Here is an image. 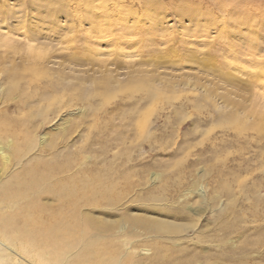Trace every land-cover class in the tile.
<instances>
[{"label":"rangeland","instance_id":"rangeland-1","mask_svg":"<svg viewBox=\"0 0 264 264\" xmlns=\"http://www.w3.org/2000/svg\"><path fill=\"white\" fill-rule=\"evenodd\" d=\"M87 258L264 264V0H0V264Z\"/></svg>","mask_w":264,"mask_h":264},{"label":"bare ground","instance_id":"bare-ground-1","mask_svg":"<svg viewBox=\"0 0 264 264\" xmlns=\"http://www.w3.org/2000/svg\"><path fill=\"white\" fill-rule=\"evenodd\" d=\"M46 177L47 176H45V174H42V173L38 174L32 170L26 171L24 173V178L20 179V180H22V182H20L18 184L17 188H15L14 186H11L12 185L11 183L4 185L5 190L1 191L2 197H4V199L12 198L14 201H16L17 197L21 195L23 189L26 188V189H30L31 191H34L35 189H37L40 186L41 182ZM55 185L58 186L59 190L64 192V193H59V195L65 199V201H63V203L69 207L74 208L75 204L73 201L76 199V195H75L76 191L73 187V184L71 182H57ZM46 191H47V189H46ZM24 209L25 210L32 209V205H26L24 207ZM5 222H6V223H4L5 227H11L13 225V223H11V219H6ZM27 225L31 226L33 224H27ZM58 225H62V223L57 222V224L55 225L56 228H61L62 226H58ZM62 228H64V227H62ZM46 229L48 232H50L49 235L53 234V231L51 228H46ZM46 229H44V230H46ZM5 237H7L8 239L11 238L10 234H7ZM20 237H23V235L20 234ZM66 247H67L66 244H63L62 246L55 245L53 247L52 253H50V254L53 255L55 253H58V252H60V250L66 248ZM97 256H98V253H97ZM88 261H89V259H88ZM89 264H96V263L95 262L91 263L89 261Z\"/></svg>","mask_w":264,"mask_h":264}]
</instances>
